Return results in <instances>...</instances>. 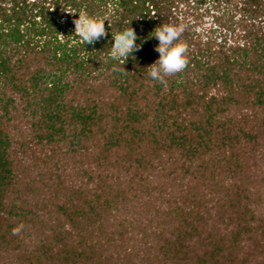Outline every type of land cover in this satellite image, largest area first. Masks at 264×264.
I'll return each mask as SVG.
<instances>
[{
    "label": "trees",
    "instance_id": "16d2710c",
    "mask_svg": "<svg viewBox=\"0 0 264 264\" xmlns=\"http://www.w3.org/2000/svg\"><path fill=\"white\" fill-rule=\"evenodd\" d=\"M156 1L116 0L95 45L0 14V264H264V0L185 28L166 87ZM129 22L142 48L113 61Z\"/></svg>",
    "mask_w": 264,
    "mask_h": 264
},
{
    "label": "rangeland",
    "instance_id": "374dc122",
    "mask_svg": "<svg viewBox=\"0 0 264 264\" xmlns=\"http://www.w3.org/2000/svg\"><path fill=\"white\" fill-rule=\"evenodd\" d=\"M219 1L220 4L218 5L209 3V5L201 6L196 5L195 0H157L156 2L159 4L158 12H151L150 17L156 16V13H158V19L168 17L166 23H175L173 20H176V24L183 23L186 28H191L192 31L198 32L200 37L206 40L207 36H218L219 32L217 29L221 28L220 26L231 25L228 20L232 16L235 6L240 8L242 2L241 0H230L228 4L225 3V0ZM19 2L21 0H0V14L2 11L9 13L12 7H22ZM114 2L116 0H25L23 11H25L24 15L27 18L35 16L37 23L51 20L55 17L60 25L57 36L64 39L66 34L64 27H67L68 32L74 33L72 21L74 18H78V13L74 17L63 9L72 11L86 10L90 15L106 18L113 26L117 20V17L114 16L118 11V7L113 5ZM39 13L41 14L39 15ZM237 13L239 14L238 11ZM238 18L239 15L234 20ZM105 26L108 28L107 21H105ZM231 27L237 28L235 24L231 25ZM211 30H216L217 32L211 33ZM153 57L157 58V52L154 53Z\"/></svg>",
    "mask_w": 264,
    "mask_h": 264
},
{
    "label": "clouds",
    "instance_id": "9594fccd",
    "mask_svg": "<svg viewBox=\"0 0 264 264\" xmlns=\"http://www.w3.org/2000/svg\"><path fill=\"white\" fill-rule=\"evenodd\" d=\"M63 10L74 17L78 13V18H74L72 21L74 34L85 45H95L101 39L107 38L108 29L105 26V21L108 22V28H111V24L106 18L90 15L83 9L79 11ZM129 23L130 26L122 31H118L115 34L111 32L114 42H112L109 55L113 61L126 62L130 56H133L135 52L142 48L144 41L138 36L135 29L131 27V22ZM185 28L186 25L183 23H164L154 29L152 37L158 40L154 50L159 54V58L147 67L149 69L148 75L152 80L165 87L167 86V77L183 72L188 66V45L181 41ZM137 40H141V43L138 44ZM118 70L119 68L117 67L113 68V71ZM20 227L23 226L21 225ZM19 231L20 228H15L13 229V234Z\"/></svg>",
    "mask_w": 264,
    "mask_h": 264
}]
</instances>
